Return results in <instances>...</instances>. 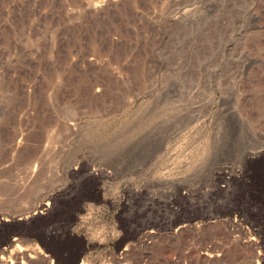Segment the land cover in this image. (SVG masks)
Listing matches in <instances>:
<instances>
[{"label": "rangeland", "instance_id": "1", "mask_svg": "<svg viewBox=\"0 0 264 264\" xmlns=\"http://www.w3.org/2000/svg\"><path fill=\"white\" fill-rule=\"evenodd\" d=\"M80 263L264 264V0H0V264Z\"/></svg>", "mask_w": 264, "mask_h": 264}, {"label": "built area", "instance_id": "2", "mask_svg": "<svg viewBox=\"0 0 264 264\" xmlns=\"http://www.w3.org/2000/svg\"><path fill=\"white\" fill-rule=\"evenodd\" d=\"M204 254L208 255V258H214L215 256L218 257L221 253H219V251L216 252H204Z\"/></svg>", "mask_w": 264, "mask_h": 264}, {"label": "bare ground", "instance_id": "3", "mask_svg": "<svg viewBox=\"0 0 264 264\" xmlns=\"http://www.w3.org/2000/svg\"><path fill=\"white\" fill-rule=\"evenodd\" d=\"M34 212V211H33ZM34 252V251H33ZM30 259V258H29ZM80 264H83V263H80Z\"/></svg>", "mask_w": 264, "mask_h": 264}]
</instances>
